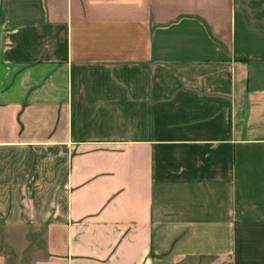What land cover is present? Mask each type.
I'll use <instances>...</instances> for the list:
<instances>
[{
  "label": "crops",
  "instance_id": "0c3cea01",
  "mask_svg": "<svg viewBox=\"0 0 264 264\" xmlns=\"http://www.w3.org/2000/svg\"><path fill=\"white\" fill-rule=\"evenodd\" d=\"M1 239L264 264V0H0Z\"/></svg>",
  "mask_w": 264,
  "mask_h": 264
},
{
  "label": "rangeland",
  "instance_id": "374dc122",
  "mask_svg": "<svg viewBox=\"0 0 264 264\" xmlns=\"http://www.w3.org/2000/svg\"><path fill=\"white\" fill-rule=\"evenodd\" d=\"M31 241H33V243H37L38 245H42L44 240H33V239H31ZM8 243H9V242H8ZM0 244H1V245H5V244H7V243H5L3 239H1V240H0ZM8 245H10V244H8Z\"/></svg>",
  "mask_w": 264,
  "mask_h": 264
}]
</instances>
